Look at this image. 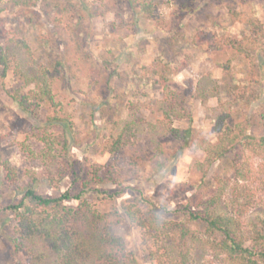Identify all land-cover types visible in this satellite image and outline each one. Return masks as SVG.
<instances>
[{
	"label": "rangeland",
	"instance_id": "1",
	"mask_svg": "<svg viewBox=\"0 0 264 264\" xmlns=\"http://www.w3.org/2000/svg\"><path fill=\"white\" fill-rule=\"evenodd\" d=\"M14 1L0 0V54L14 32L29 44L36 61L46 67L52 68L61 55H66L65 48H69V66L62 75L53 74V91L61 103L60 120L53 132L59 134L64 121L73 122L69 153L77 175L89 180L91 170L97 167L98 186L117 193L114 200L93 198L92 204L103 214H117L110 231L140 264H156L149 256L142 230L130 222L123 203L143 194L164 218L204 229L189 222L178 209L188 203L195 209L202 179L199 163L206 157L201 148L204 141L215 143L228 126L234 128L245 121L251 123L249 134L264 135V43L252 52L255 60L251 62L233 48L212 50L207 40L197 44L195 41L203 32L221 38L246 36L250 22L264 23V0H72L85 15L81 36L84 43L77 42L78 35H64L58 49L43 46L40 36L46 27L12 15ZM142 4L150 9L148 17L139 10ZM135 5L139 7L137 13ZM157 58L182 67L181 72L170 77L169 83L177 92L189 94L184 106L194 119L195 141L185 145L170 136L164 137L162 154L158 156L149 138L140 135L135 143L117 154L107 153L103 141L110 134H117L119 123L128 119L131 108H137L138 118L155 120L160 116L163 86L159 83L149 86L142 79L146 69H155ZM106 65L115 73L108 84ZM252 70L258 74L255 82L250 78ZM3 71L0 64V83H5L7 90L27 94L33 88L26 87L12 72L3 79ZM203 78L206 96L192 97ZM146 79L158 77L150 73ZM236 81L247 82L250 91L258 94L257 99L249 104L236 102L229 91ZM7 90L0 84V264H32L7 207L17 204L30 185L45 197H58L78 185H73L75 176L70 164L66 177L56 187L42 176L44 166L37 154L44 143L39 140V127L57 115L53 108L40 103V117L36 119L22 112ZM223 116H228L226 122L220 120ZM173 126L184 129L188 120H175ZM232 158L214 163L208 172L210 184L222 178L234 183ZM249 158L257 166L264 161V154L253 153ZM4 162L14 168L15 181L6 178ZM33 174L38 176L34 184ZM228 202L227 197L221 204L220 211L224 214L230 212ZM259 203L245 213V226L251 227L264 218V196ZM65 204L76 207L78 202L71 200ZM202 237L193 253L194 264H223Z\"/></svg>",
	"mask_w": 264,
	"mask_h": 264
},
{
	"label": "trees",
	"instance_id": "2",
	"mask_svg": "<svg viewBox=\"0 0 264 264\" xmlns=\"http://www.w3.org/2000/svg\"><path fill=\"white\" fill-rule=\"evenodd\" d=\"M133 8L137 13L139 7L135 5ZM139 10L144 12V17L149 16L150 9L143 7V4ZM11 12L16 17L47 28L40 36L44 47L58 49L64 35H78L77 42L84 43L81 36L85 15L72 0H52L49 4L46 0H15ZM66 18L71 23L65 21ZM202 40H207L212 50L233 48L252 62L255 60L252 52L258 50L260 43H264V23L259 20L250 22L244 37L221 38L219 35L210 36L203 32L198 34L195 42L197 44ZM65 52L66 55H61L52 68L43 66L36 61L29 44L14 32L5 42V49L0 54V64L4 69L2 78L5 79L12 72L26 87H33L27 94H21L7 90L5 83H0L19 109L38 119L40 103H44L51 106L57 114L39 127V140L44 143V148L37 154L44 166L42 176L53 187L66 177L68 164L72 166L71 170L74 169L73 158L69 153V133L73 131V122L66 120L59 134L53 132L60 120L58 111L61 107L53 91V74L57 72L60 76L63 69L69 66L68 47ZM154 64L155 69H146L142 79L149 86L153 83L163 86L160 116L155 120L138 118L137 108H131L128 119L119 123L117 134L112 133L103 141L107 153L117 154L135 143L140 135L149 138L156 147L158 156L162 154L161 140L164 137L170 136L185 145L195 141L194 119L184 106L189 94L177 92L169 83L170 77L181 72L182 67L158 58ZM113 70L110 66H105L107 84L115 74ZM150 73L156 74L158 79L148 81L146 78ZM257 77L258 74L252 70L251 80L255 82ZM204 82L205 78L198 82L192 97L203 99L206 96L207 84L203 86ZM229 91L240 104H249L258 96L255 90L250 91L248 83L244 81H236V86ZM98 107H94V112ZM221 118V121L226 122L228 116ZM184 119L188 120L186 128L173 126V121ZM250 126L249 121L234 128L228 126L218 136L217 142L204 141L201 147L206 157L199 163L202 179L196 195L195 209L188 203L179 207L178 211L185 214L192 224L202 225L203 230L164 218L151 207V202L143 194L133 201L123 203L130 222L142 230L149 256L156 264H194L193 253L203 241L202 236L207 239L206 243L213 247L217 259L223 264H264V218L256 220L251 227L245 226L243 221L245 213L259 205L264 196V161L257 166L249 161V156L253 153L264 154V135L256 137L249 134ZM226 157H233L231 163L234 183L222 178L216 184H210L207 179L210 168ZM3 167L6 178L11 182L15 181L14 168L8 162H4ZM73 172V185L78 187L67 190L58 197H45L30 185L23 191L21 200L6 209L15 218L32 264H140L124 248L121 239L110 231L117 214H103L91 202L93 198L100 201L114 200L117 193L98 186L97 167L91 170L89 180L84 179L82 174L77 175L75 169ZM32 179L34 184L38 176L33 174ZM227 197L230 212L224 214L220 207ZM71 200L77 201L78 205L73 207L65 204Z\"/></svg>",
	"mask_w": 264,
	"mask_h": 264
}]
</instances>
